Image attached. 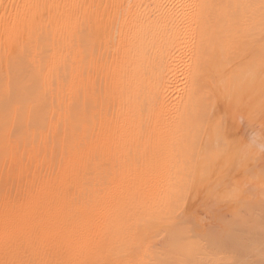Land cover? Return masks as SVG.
<instances>
[{
  "label": "bare ground",
  "instance_id": "6f19581e",
  "mask_svg": "<svg viewBox=\"0 0 264 264\" xmlns=\"http://www.w3.org/2000/svg\"><path fill=\"white\" fill-rule=\"evenodd\" d=\"M263 176L264 0H0L3 254L123 201Z\"/></svg>",
  "mask_w": 264,
  "mask_h": 264
},
{
  "label": "rangeland",
  "instance_id": "374dc122",
  "mask_svg": "<svg viewBox=\"0 0 264 264\" xmlns=\"http://www.w3.org/2000/svg\"><path fill=\"white\" fill-rule=\"evenodd\" d=\"M260 178L253 184L237 179L226 186L224 181L201 185L205 188L201 197L192 196L195 199L191 202L186 196L174 200V194L171 200H163L168 195L162 197L159 193L133 201L135 206L131 200L132 205L123 201L120 209L95 210L87 214L88 218L78 216L79 220L71 217L77 219L76 224L73 222L76 227L66 217L69 224L65 223L70 225V229L66 225L67 231L63 225L60 227L64 231L59 227L52 232L43 227L33 232L35 236L32 232L25 234L32 237L27 239L32 247L26 245L29 250L23 249L26 253L20 250L25 239L3 251L13 252L11 256L17 250L26 257L41 254L39 258H45L40 259L41 264H264V176ZM96 212L98 215H94ZM45 229L50 230L47 235ZM8 254L1 255L0 260L7 257L4 264H13ZM50 258L54 260L50 262Z\"/></svg>",
  "mask_w": 264,
  "mask_h": 264
}]
</instances>
